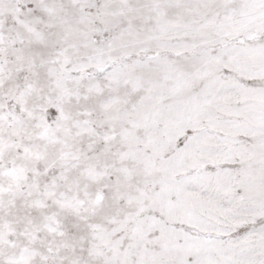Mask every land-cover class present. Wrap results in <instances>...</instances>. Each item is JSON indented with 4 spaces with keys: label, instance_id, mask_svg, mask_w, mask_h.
<instances>
[{
    "label": "snow or ice",
    "instance_id": "obj_1",
    "mask_svg": "<svg viewBox=\"0 0 264 264\" xmlns=\"http://www.w3.org/2000/svg\"><path fill=\"white\" fill-rule=\"evenodd\" d=\"M0 264H264V0H0Z\"/></svg>",
    "mask_w": 264,
    "mask_h": 264
}]
</instances>
